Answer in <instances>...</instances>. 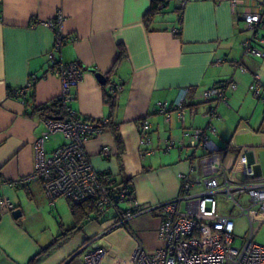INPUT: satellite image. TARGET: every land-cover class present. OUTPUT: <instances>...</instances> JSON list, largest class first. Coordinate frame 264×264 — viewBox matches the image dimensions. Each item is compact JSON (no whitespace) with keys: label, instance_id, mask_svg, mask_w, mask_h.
I'll return each mask as SVG.
<instances>
[{"label":"crops","instance_id":"obj_1","mask_svg":"<svg viewBox=\"0 0 264 264\" xmlns=\"http://www.w3.org/2000/svg\"><path fill=\"white\" fill-rule=\"evenodd\" d=\"M151 1L0 0V198L21 211L18 218H13V209L0 212V264H27L61 231L60 225L74 224L72 208L61 197L50 205L40 179L13 184L35 170L33 142L46 129V121L25 116L24 103L8 90L25 86L34 74L38 79L27 94H33L35 105L59 97L61 80L47 60L56 30L78 38L63 43L59 59L82 69L69 103L82 119L106 120L102 84L91 69L106 75L124 51L108 85H121L114 114L120 143L111 130L103 129L87 139L84 148L96 171L116 182L129 179L138 204L156 206L177 196V175L188 168V157L197 154L190 148L165 152L161 146L168 138L181 140L183 127L215 125V145L230 147L225 164L232 163L240 147L250 146L264 174V105L248 89L254 73L260 72L264 81V57L244 54L242 47L251 36L239 18L248 0H166L162 13L146 27L143 16ZM179 14L182 24L175 35L171 28L177 26ZM259 34L264 36V29ZM228 79L236 89L227 92L226 104L201 98L204 89ZM184 89L194 118L182 125L171 112L166 124L154 111L156 102L171 104ZM210 107L221 117H205ZM145 116L153 124L150 137L156 152L141 158L138 122ZM64 143L63 136L54 133L45 140L44 150L51 153ZM102 147L108 148L107 154L101 153ZM161 217L160 209L138 215L127 221L128 230L117 223L113 210H106L85 219L79 232L38 264H85L78 251L87 242L105 248L100 264L127 260L137 242L147 250L157 249L162 246L157 234Z\"/></svg>","mask_w":264,"mask_h":264},{"label":"built area","instance_id":"obj_2","mask_svg":"<svg viewBox=\"0 0 264 264\" xmlns=\"http://www.w3.org/2000/svg\"><path fill=\"white\" fill-rule=\"evenodd\" d=\"M162 6L160 4L159 7ZM262 16L264 0H248V5L245 4L239 14L240 20L251 31V36L242 42L244 54L259 58L264 57V49L260 47L264 44V36L259 34V30L264 29ZM61 19V15L57 16L56 22ZM48 24L56 27L52 22ZM171 31L177 33V27L172 26ZM77 40V37L69 38L56 30L53 48L47 52V60L57 64V68L50 71L61 80L59 98L65 103L71 101V89L79 82L82 69L74 62L61 63L59 55L64 42ZM234 64L244 70L240 62ZM37 79L34 74L29 76L25 86L13 89V97L23 100ZM110 89L117 95L121 85L111 84ZM235 89V82L228 79L204 89L201 98L206 101L216 99L226 104L227 92ZM248 89L264 105V81L260 72L254 73ZM185 94L186 89L171 104L167 101L156 102L154 111L163 116L166 124L171 120V112H175L182 125L188 118H194L196 111L185 104ZM204 116L208 119L221 117L214 107L208 108ZM45 121L46 129L33 142L35 170L13 181V184L23 186L32 179H40L50 205L59 197L71 208L90 200L99 213L113 210L117 223L121 225L155 209L162 211L157 229L162 246L147 250L137 242L127 260L113 264H264V245L253 241L254 224L264 221V174L257 173L259 163L250 146L240 147L232 163L226 165L224 160L230 147L219 149L215 145L211 139V136L217 135L215 125L183 127L182 139H165L161 149L168 152L172 148H190L202 150L204 154L188 157V168L177 175L179 188L173 200L156 206L141 205L135 201L131 191L108 189L106 182L110 178L96 171L91 164L84 143L101 133L103 128L82 119L69 106L62 119ZM138 123L141 131L139 155L141 158L154 155L156 148L150 137L153 124L147 116ZM54 133H60L65 143L51 153H46L45 140ZM101 153L107 154L108 148L102 147ZM220 195L230 200L234 209L247 218L249 234L240 246L233 244L235 217L232 211L228 214L218 212L217 196ZM182 203L183 210L180 208ZM10 209H13V205L5 198H0V212ZM105 252L104 247L92 246L90 242L78 251L85 264H100Z\"/></svg>","mask_w":264,"mask_h":264},{"label":"trees","instance_id":"obj_3","mask_svg":"<svg viewBox=\"0 0 264 264\" xmlns=\"http://www.w3.org/2000/svg\"><path fill=\"white\" fill-rule=\"evenodd\" d=\"M160 4H163V6L159 7ZM166 5H167L166 0H152L151 1L150 8L145 12L143 16V22L146 27H149V25L154 21L156 16L162 13V10ZM181 24H182V18L179 14V17L177 18V26H176L178 31L177 33H175V35L180 34ZM124 56H125L124 51L121 50L119 53V56L115 60V63L111 71L105 75V83L102 84L103 102L109 111V114L107 115L106 120L105 121L94 120V119H89V118L84 119L103 129L111 130L117 143H120V139L115 129V123H114V114L117 108L116 93L111 91L108 85L110 83V77L116 68V65L118 64L120 60H122V58H124ZM56 68H57V64H51L49 66L50 70H54ZM8 92H9L8 94L11 97L14 96L13 89H9ZM21 101L25 105V111H24L25 116H29V117L38 116L44 120L62 119L70 103V102L65 103L63 102L61 98L58 97L48 103H44L41 105H35L33 102L32 93L29 95L27 94L25 98ZM101 174H103V176H107L110 178V180L106 182L108 189L110 190H124L125 189V190H128L129 192L130 191L133 192V189L129 183V179L124 180L122 182H116L108 174H105V173H101ZM71 211H72V216L74 218L73 226L69 228H63L62 225H60L61 231L53 237L51 242L46 247H44L39 253L31 257L27 264H38L40 260L49 253V251L58 247L63 242H65L68 238H70L71 236L79 232L81 230L83 221L85 219H89L91 216L97 217L102 214L96 211V209L94 208L93 202L90 200H86L82 203L74 205ZM124 226L128 230H130L127 226V223H125Z\"/></svg>","mask_w":264,"mask_h":264},{"label":"rangeland","instance_id":"obj_4","mask_svg":"<svg viewBox=\"0 0 264 264\" xmlns=\"http://www.w3.org/2000/svg\"><path fill=\"white\" fill-rule=\"evenodd\" d=\"M197 155L204 154V151L197 150ZM217 204H218V212L220 214H228L232 213L234 218V235H235V246H240L242 242L245 241L246 237L249 234V226L247 218L244 215H240L239 211L234 209L233 204L230 200H228L225 196H217ZM180 208L184 209V203L181 204ZM253 230L255 235L253 237V241L259 245H264V221L255 223L253 226Z\"/></svg>","mask_w":264,"mask_h":264},{"label":"water","instance_id":"obj_5","mask_svg":"<svg viewBox=\"0 0 264 264\" xmlns=\"http://www.w3.org/2000/svg\"><path fill=\"white\" fill-rule=\"evenodd\" d=\"M91 70L94 72L95 77L97 78V80H98L101 84H104V83H105V75L102 74V73H100V72L95 71L94 69H91ZM257 173H258V174L261 173V171L259 170V168H258V172H257ZM11 214H12L13 218H18L19 215L21 214V211H20L19 209L16 208V209H13V210L11 211Z\"/></svg>","mask_w":264,"mask_h":264}]
</instances>
